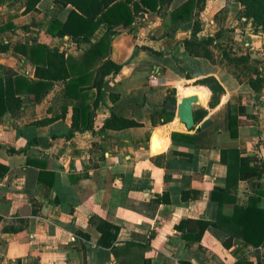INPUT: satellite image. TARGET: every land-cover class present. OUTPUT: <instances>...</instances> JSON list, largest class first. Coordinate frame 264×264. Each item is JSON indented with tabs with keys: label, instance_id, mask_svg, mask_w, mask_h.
<instances>
[{
	"label": "crops",
	"instance_id": "1",
	"mask_svg": "<svg viewBox=\"0 0 264 264\" xmlns=\"http://www.w3.org/2000/svg\"><path fill=\"white\" fill-rule=\"evenodd\" d=\"M185 1L99 25L103 54L88 66L90 43L66 31L72 5L0 0V264H264V239L226 245L212 225L194 239L197 221L253 201L264 228V56L218 39L236 37L237 0H196L173 21ZM242 35V49L261 45ZM46 48L75 59L68 95ZM204 88L187 129L165 103Z\"/></svg>",
	"mask_w": 264,
	"mask_h": 264
},
{
	"label": "trees",
	"instance_id": "2",
	"mask_svg": "<svg viewBox=\"0 0 264 264\" xmlns=\"http://www.w3.org/2000/svg\"><path fill=\"white\" fill-rule=\"evenodd\" d=\"M39 0H27L26 9L30 10L35 8ZM59 7L66 6L68 4L73 6L70 11L67 22L65 24L66 31L73 35L77 40L83 42H89V47L83 52L81 58H83V63L90 66L98 61L99 57L103 54L102 48L104 46L105 39H100L96 43L91 41V36L101 24H104L107 31L115 25H129L135 15L140 14L144 9H155V5L158 3H163V0H53ZM196 0H186L171 13L172 20L177 21V17L184 16V18L189 19L190 12L195 4ZM71 28V29H70ZM63 31L61 34H67ZM75 35V36H74ZM108 35V34H107ZM107 37V36H105ZM46 56L44 58V63L47 65L48 69L51 71L48 74V78L66 80L65 94L68 95L70 90L78 84V79L69 78L70 70L75 65V59L71 56H65L63 52H60L56 48H46ZM82 60V59H81ZM77 61V60H76ZM78 62V61H77ZM82 63V61H81ZM120 66L115 65L114 71H117ZM40 68L37 66L36 74L39 76L38 70ZM206 79H201L196 81L195 85H203ZM207 91L203 89L201 91ZM183 92V89H181ZM199 91V92H201ZM7 102V93H5L0 88V114L5 110ZM232 109V108H231ZM206 111L201 110V114ZM113 116V115H112ZM234 117V112L231 110V125L232 119ZM110 121L105 124L108 125ZM131 122L129 120H122L120 125H128ZM117 123H112L115 126ZM118 126V125H116ZM229 177V186H230ZM236 182V179H235ZM232 184V182H231ZM214 196V195H213ZM163 200H168L164 198ZM255 201L248 206H238L235 205L234 212L231 216H226L221 213L218 214L217 220L212 221H197L199 226V231L194 239L198 240L201 234L208 226L212 225L228 232L229 238L227 244L229 245L233 237L237 236L241 239L242 243L247 247L259 246L264 239V228L262 224L261 212L255 209ZM258 212L260 218H257ZM259 221V222H258ZM231 233H235L232 236ZM183 264H188L187 262H182Z\"/></svg>",
	"mask_w": 264,
	"mask_h": 264
},
{
	"label": "rangeland",
	"instance_id": "3",
	"mask_svg": "<svg viewBox=\"0 0 264 264\" xmlns=\"http://www.w3.org/2000/svg\"><path fill=\"white\" fill-rule=\"evenodd\" d=\"M240 10L238 13V20L239 23L237 25L238 29L235 30L232 35H225V37L218 38L219 40H223L225 45V50L230 51L236 54H239L241 52H246L247 55L251 54L252 52L256 53L258 56L263 57L264 56V0H237ZM247 29L254 37L255 39L260 40V46L253 51L252 49H242L241 48V41L243 40V30ZM242 35V36H241ZM231 37V41H230ZM220 48V47H219ZM238 58H241L240 55H237ZM240 63V64H239ZM248 63V62H247ZM239 66L243 65L244 71L247 70H257L258 68L254 65L250 66L248 63V66L244 65L245 62H238ZM107 68L113 69V67L106 66ZM255 67V68H254Z\"/></svg>",
	"mask_w": 264,
	"mask_h": 264
},
{
	"label": "water",
	"instance_id": "4",
	"mask_svg": "<svg viewBox=\"0 0 264 264\" xmlns=\"http://www.w3.org/2000/svg\"><path fill=\"white\" fill-rule=\"evenodd\" d=\"M198 101L199 94L189 92L180 99L176 106L166 102L165 108L176 112L178 120L184 123L187 129H191L194 125V106ZM155 144L157 145V141L153 139L152 147H154Z\"/></svg>",
	"mask_w": 264,
	"mask_h": 264
},
{
	"label": "bare ground",
	"instance_id": "5",
	"mask_svg": "<svg viewBox=\"0 0 264 264\" xmlns=\"http://www.w3.org/2000/svg\"><path fill=\"white\" fill-rule=\"evenodd\" d=\"M199 94V100L204 98L207 95V91H201V92H197ZM199 103V101H198Z\"/></svg>",
	"mask_w": 264,
	"mask_h": 264
},
{
	"label": "built area",
	"instance_id": "6",
	"mask_svg": "<svg viewBox=\"0 0 264 264\" xmlns=\"http://www.w3.org/2000/svg\"><path fill=\"white\" fill-rule=\"evenodd\" d=\"M152 76L154 77V74H151V77H152ZM72 239L74 240V236L72 237Z\"/></svg>",
	"mask_w": 264,
	"mask_h": 264
}]
</instances>
